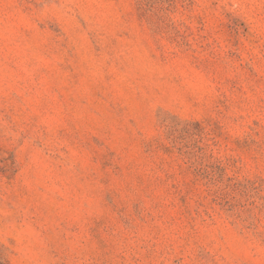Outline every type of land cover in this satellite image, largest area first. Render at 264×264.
<instances>
[{
	"label": "rangeland",
	"instance_id": "rangeland-1",
	"mask_svg": "<svg viewBox=\"0 0 264 264\" xmlns=\"http://www.w3.org/2000/svg\"><path fill=\"white\" fill-rule=\"evenodd\" d=\"M0 264H264V0H0Z\"/></svg>",
	"mask_w": 264,
	"mask_h": 264
}]
</instances>
